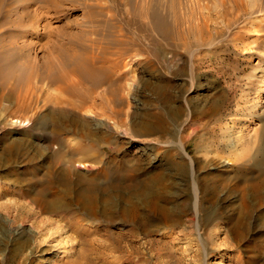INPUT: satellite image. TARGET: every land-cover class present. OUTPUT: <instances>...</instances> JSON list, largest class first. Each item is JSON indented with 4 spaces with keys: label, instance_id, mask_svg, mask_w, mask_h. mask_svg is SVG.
Masks as SVG:
<instances>
[{
    "label": "rangeland",
    "instance_id": "1",
    "mask_svg": "<svg viewBox=\"0 0 264 264\" xmlns=\"http://www.w3.org/2000/svg\"><path fill=\"white\" fill-rule=\"evenodd\" d=\"M244 1V14L226 0L232 13L221 16L217 0H0V98L10 99H0V109L3 103L11 109L0 110V264H264V219L256 212L247 229L232 224L244 180L206 170L213 166H205L195 137L187 147L202 168L201 210L195 207L192 178L185 196L184 179L172 169L178 220L168 222L148 203L131 205L133 187L144 177L136 164L144 156L142 143L158 135H134L138 108L154 114L164 105L182 108L178 138L191 130L192 102H203L205 96L221 95L233 113L239 102L248 112H264L259 91L264 83V0ZM196 13L212 15L211 33L180 35L188 16ZM170 27L180 36H165L162 29ZM85 60L100 67V84L93 89L78 84L71 69ZM53 75L62 80L53 81ZM2 79L17 86L8 89ZM158 79L165 80L166 93L158 91ZM64 86L78 88L80 95ZM54 96L83 99L79 113L96 109L98 117L108 115L109 133L120 149L102 155L112 169L98 173L97 191L111 193L112 212L101 203V214L83 205L78 196L90 190L84 179L88 171L68 167L66 151L56 142L43 144L52 137L41 128V114L59 107L70 111L52 104ZM165 115L173 127L171 115ZM56 196L70 202L71 209L45 208V201Z\"/></svg>",
    "mask_w": 264,
    "mask_h": 264
},
{
    "label": "bare ground",
    "instance_id": "2",
    "mask_svg": "<svg viewBox=\"0 0 264 264\" xmlns=\"http://www.w3.org/2000/svg\"><path fill=\"white\" fill-rule=\"evenodd\" d=\"M230 1L234 4V10H238V12L242 14L247 11V6H245L246 3L244 0ZM217 2L219 5L218 14H220L221 16L226 15L227 11L232 13V8L228 9L226 7V0H217ZM172 15L175 17L185 16L183 13L177 12L172 13ZM211 17L212 15L210 16L201 13H196L193 15L190 14L188 16L186 27L182 25L181 29L178 30V33L180 35H183L184 33H187V35L191 33H198L201 35L203 33H206L209 35L211 31L208 26V22ZM162 33L165 36L171 38L174 36V34L179 35L177 33H174L171 27L168 29H162ZM1 61L2 55L0 53V62ZM92 65L93 64H91L90 61L86 62L85 60V62H75L71 68L73 74L78 78L77 83L81 86H83L82 84L84 83H89V87L91 89L97 87L100 84V81L96 78L98 77L97 72L100 67L95 68L93 67L94 65ZM98 73H100V71ZM58 79L62 80V76H52L53 81H57ZM3 81L4 79H2V82ZM13 81L15 82V80ZM6 82L4 81L2 85H6ZM156 83H158V91L162 93L167 92V87L165 86L164 79H158ZM9 84L6 85L7 88H14L13 86H17L16 83H13L12 85ZM33 86H35L34 83ZM61 89L66 90L74 96L80 95V92L76 87L67 88L66 86H64L61 87ZM259 91L260 93H264V83H262V85L259 87ZM29 92V89H27V99ZM0 99H4V102L10 100L9 98L5 99L3 97ZM23 99H25V97ZM108 99H110L109 96ZM203 100V102L195 104L194 102H192V107L189 106L191 107V113L187 119V127L191 128V130L188 131L189 135H181L179 138L176 136L175 129H178V124L181 121V115L183 112L182 108L172 105H161L162 108L158 114L147 111H139L138 108L137 112L134 115L137 120L135 118H133L132 120V131L134 135L138 137L151 134L158 135L157 137H150V141L142 143V153L144 154V156L142 155L143 159H138L136 164L142 167L144 177H142V181L140 180L141 182L139 183V185L138 183H136V187H133V190L136 193L135 196L133 193H131L134 196L131 205L133 208H136L138 207L140 202L148 203V205H152L155 209L161 212L168 222L178 220V204L175 201V196L177 195L176 192L178 193V191L174 192L172 189L173 185H176V182L174 181V179L169 180L170 176L172 177V173L169 174L170 172H172V169L174 170L173 174L175 173V177L179 176L181 178L183 177L184 179V184L182 188H180L182 189V193L185 196L188 194V186H190L188 176H190V179L192 178L193 181L191 182V184L195 195L197 196L195 207L197 211L201 210L202 197L199 191L200 182L198 173L202 168H200V161L198 160L199 158L197 159L194 154H191L187 147L191 139L195 137L197 139L196 145L198 149L204 151L205 153L204 161L202 159L205 166H213L212 168L206 170H209L210 172H220L227 176H239L244 180L245 184L241 189L242 194L237 206L234 205L233 207L235 212H233V218L231 219L234 228L240 226L242 228L244 227V229H247L248 226H250L251 219L256 212L259 213L260 218L264 219V112L261 114H254L250 111L248 112V107L241 105V102L237 104L235 113L227 111V100L225 98H222L221 95L219 96L216 94L214 96L210 95L209 97L205 96ZM50 102H52V104L56 103L61 107L67 105L70 111H66L63 108L59 107L56 111H52L49 109L48 111L41 114V128L50 130V134L52 137V139L47 138L43 142V144L50 141L48 145H53L56 142L58 147H60L61 149L63 148V150L66 151L65 153L67 155V163L69 165L68 167L72 168L73 166H77L79 168L78 172H80L81 174H83V171L81 170L82 168L88 171L89 174L86 176L84 175V179L86 181L85 184L89 186L90 190H88L84 194L82 193L81 196H78L83 205L93 207L94 212L98 213L99 210L97 209V206L101 203L102 206L106 205L111 210L110 212H112V210L116 209V206L114 205L116 203L113 204V202L115 201L112 200V202L108 197L111 193L109 195L104 194L103 197L98 194L97 191V188L100 185L98 181V173H106V171L110 173L112 169L109 164L111 163L109 159L106 158L102 161V155L104 156L108 152L112 153L113 151L118 152V150L120 149L118 147L119 145L115 143L114 138L112 137L113 135L111 136L109 133L111 132L110 128H112L113 126L111 125L112 123L110 124V120L107 119L108 115H105L103 112V115L98 117V111L96 109L95 110L97 111V113L94 109H90L86 111V113H79V110L84 103L83 99L81 100V102H78L72 98L54 96V98L50 99ZM1 107V112L7 109L11 110L9 109V103H3ZM100 108H103V105ZM225 112L226 115H224ZM166 113L171 115L173 119V127H170L171 124L169 125V121L165 119ZM154 115L156 117L152 118ZM257 119H259V122L257 121ZM13 121L17 122L18 119H14ZM134 122L137 125H135ZM185 126L179 128V133H181L182 130H185ZM166 134H170V137H167ZM129 156L130 155H128L127 153L124 154L125 158H130ZM99 162H101V165L96 167ZM178 164L180 165V168H177ZM148 165L150 167L152 165L153 168L149 169ZM95 167L98 168L97 171H93ZM130 167L133 168V166H129V169ZM127 185L130 186V184ZM87 188L88 187H86V190ZM105 195L107 197H105ZM128 199L129 198H127V200ZM69 204L70 202L62 201L60 196H56L45 201L44 207L47 209L61 208L63 210H70L71 206ZM68 264H74V262H69Z\"/></svg>",
    "mask_w": 264,
    "mask_h": 264
}]
</instances>
